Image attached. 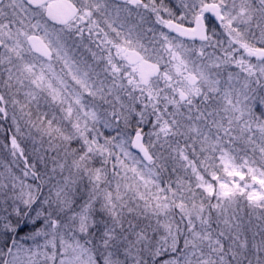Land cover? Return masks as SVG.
Wrapping results in <instances>:
<instances>
[{
  "label": "snow or ice",
  "instance_id": "6c2138e0",
  "mask_svg": "<svg viewBox=\"0 0 264 264\" xmlns=\"http://www.w3.org/2000/svg\"><path fill=\"white\" fill-rule=\"evenodd\" d=\"M0 264H264V0H0Z\"/></svg>",
  "mask_w": 264,
  "mask_h": 264
}]
</instances>
